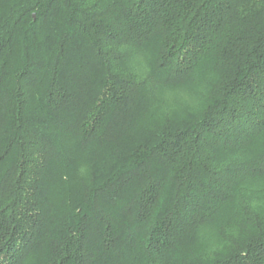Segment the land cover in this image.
<instances>
[{"label":"trees","instance_id":"obj_1","mask_svg":"<svg viewBox=\"0 0 264 264\" xmlns=\"http://www.w3.org/2000/svg\"><path fill=\"white\" fill-rule=\"evenodd\" d=\"M0 264H264V0H0Z\"/></svg>","mask_w":264,"mask_h":264},{"label":"rangeland","instance_id":"obj_2","mask_svg":"<svg viewBox=\"0 0 264 264\" xmlns=\"http://www.w3.org/2000/svg\"><path fill=\"white\" fill-rule=\"evenodd\" d=\"M181 93H182V95H181V94H179L180 98H181V99H183V97H185L184 99H186V98H187V96H188V93H187V91H183V92H181ZM171 96H173V95H171ZM168 97H170V96H168ZM168 97H166V98H168Z\"/></svg>","mask_w":264,"mask_h":264},{"label":"water","instance_id":"obj_3","mask_svg":"<svg viewBox=\"0 0 264 264\" xmlns=\"http://www.w3.org/2000/svg\"><path fill=\"white\" fill-rule=\"evenodd\" d=\"M34 18H35V15H34Z\"/></svg>","mask_w":264,"mask_h":264}]
</instances>
